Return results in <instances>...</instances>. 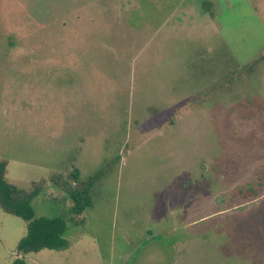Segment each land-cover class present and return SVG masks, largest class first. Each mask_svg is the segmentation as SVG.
<instances>
[{
  "label": "rangeland",
  "instance_id": "rangeland-1",
  "mask_svg": "<svg viewBox=\"0 0 264 264\" xmlns=\"http://www.w3.org/2000/svg\"><path fill=\"white\" fill-rule=\"evenodd\" d=\"M0 161L69 244L0 264H264V0H0Z\"/></svg>",
  "mask_w": 264,
  "mask_h": 264
},
{
  "label": "trees",
  "instance_id": "trees-1",
  "mask_svg": "<svg viewBox=\"0 0 264 264\" xmlns=\"http://www.w3.org/2000/svg\"><path fill=\"white\" fill-rule=\"evenodd\" d=\"M248 67L246 70H249ZM6 162L0 161V209L26 222V233L17 244V252L25 255L43 249L62 251L69 246L65 239V223L62 218H35L32 201L40 194L41 183H32L31 189H21L5 179ZM100 174L80 181V173L74 169L64 178L52 175L50 181L63 190L72 201V213L81 214L91 204L90 189ZM69 180V181H68ZM42 181V180H41ZM72 181V183H69ZM13 264H26L23 258L15 259Z\"/></svg>",
  "mask_w": 264,
  "mask_h": 264
}]
</instances>
